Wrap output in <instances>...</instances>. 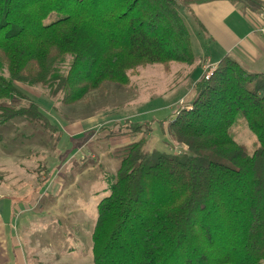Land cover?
Returning a JSON list of instances; mask_svg holds the SVG:
<instances>
[{
    "label": "trees",
    "instance_id": "1",
    "mask_svg": "<svg viewBox=\"0 0 264 264\" xmlns=\"http://www.w3.org/2000/svg\"><path fill=\"white\" fill-rule=\"evenodd\" d=\"M182 2L0 0V101L23 97L18 84L42 85L70 105L105 83L126 85L139 66L192 64ZM189 92L165 129L183 149L126 147L98 204L93 264L264 261V75L225 55ZM239 113L255 135L251 153L230 130ZM16 117L49 123L35 101L0 104L1 124Z\"/></svg>",
    "mask_w": 264,
    "mask_h": 264
},
{
    "label": "rangeland",
    "instance_id": "2",
    "mask_svg": "<svg viewBox=\"0 0 264 264\" xmlns=\"http://www.w3.org/2000/svg\"><path fill=\"white\" fill-rule=\"evenodd\" d=\"M198 2L183 0L178 9L191 34L195 58L208 52L205 33L191 8ZM59 16L53 12L44 23ZM194 69L199 71L198 65L178 62L139 66L128 73L126 85L105 83L70 105L51 97L42 85L18 84L23 97L0 101L15 108L35 101L50 123L22 117L0 123L3 218L12 219L9 228L17 236L18 249L27 252L32 264H93L91 234L98 204L109 195L126 147L143 139L147 149L172 153L183 149L172 143L165 129L186 102L197 78ZM1 72L7 76L5 69ZM137 124L141 126L135 129ZM230 130L235 141L253 152L255 135L242 114L236 115ZM23 219L29 220L27 225ZM15 241L8 239L12 247ZM44 244L49 250L45 255ZM11 258L9 264H15Z\"/></svg>",
    "mask_w": 264,
    "mask_h": 264
},
{
    "label": "crops",
    "instance_id": "3",
    "mask_svg": "<svg viewBox=\"0 0 264 264\" xmlns=\"http://www.w3.org/2000/svg\"><path fill=\"white\" fill-rule=\"evenodd\" d=\"M191 8L201 23L199 25L205 33L204 43L208 48V52H202L193 61L199 67V71L193 70L197 75L195 81L203 73L202 64H217L225 55L231 56L246 70L264 75V0H201L191 5ZM4 204L5 200L1 199L0 264H9L11 257H15V264H32L27 252L18 249L19 244L15 241L17 236L9 228L12 219L3 218ZM26 220L23 219V222L27 225L29 220ZM30 223L34 225L35 222L31 219ZM9 238L15 241L17 248L8 243ZM44 246L41 247L44 248L41 253L45 255L49 250Z\"/></svg>",
    "mask_w": 264,
    "mask_h": 264
},
{
    "label": "built area",
    "instance_id": "4",
    "mask_svg": "<svg viewBox=\"0 0 264 264\" xmlns=\"http://www.w3.org/2000/svg\"><path fill=\"white\" fill-rule=\"evenodd\" d=\"M202 69H203V75L205 78L208 77V75L210 76L212 70L214 69V66L215 65H212V64H209V63H206V64H202Z\"/></svg>",
    "mask_w": 264,
    "mask_h": 264
}]
</instances>
